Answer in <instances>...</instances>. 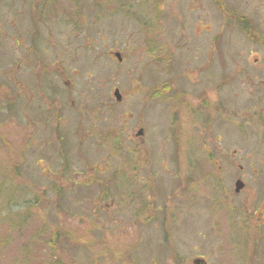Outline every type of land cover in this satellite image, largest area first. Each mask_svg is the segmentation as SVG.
Returning a JSON list of instances; mask_svg holds the SVG:
<instances>
[{"label": "rangeland", "instance_id": "1", "mask_svg": "<svg viewBox=\"0 0 264 264\" xmlns=\"http://www.w3.org/2000/svg\"><path fill=\"white\" fill-rule=\"evenodd\" d=\"M259 2L0 0V264H264Z\"/></svg>", "mask_w": 264, "mask_h": 264}, {"label": "flooded vegetation", "instance_id": "2", "mask_svg": "<svg viewBox=\"0 0 264 264\" xmlns=\"http://www.w3.org/2000/svg\"><path fill=\"white\" fill-rule=\"evenodd\" d=\"M264 3L263 2H259L258 3V7H260V6H262ZM264 6V5H263ZM192 10H190V11H195V10H199V9H197V7H195V8H191ZM188 12H189V10H188ZM242 18H244V16L243 15H238V18H237V23L239 22V24H243V25H245V23L247 22V24L245 25V26H243L242 25V27L244 28V29H247V31H245L244 33H246V36L248 37V39H252L253 41H256L257 43H259L261 46H263L264 47V33L262 34V35H260V36H258L254 31H253V29H252V25H253V23L250 21V19L249 20H244V21H246V22H241L242 21ZM199 19H200V17H199ZM202 20V19H201ZM200 20V22H199V24H201V25H197V27L196 28H200V34H202V35H204V36H207V34H208V30H206V26H207V24H206V17H204L203 18V20L201 21ZM248 26V27H247ZM206 44H207V42H205V43H200V45H203V48H205L206 47ZM116 57H117V55H115ZM117 59L119 60V58L117 57ZM257 62V61H256ZM205 68L207 69L208 67H207V64L205 63ZM246 70V68H244V66H242V67H240V69L238 70L239 72L241 71V72H243V71H245ZM255 72H257L256 73V75H258V79L260 80V78H261V76L263 75V77H264V67H257L256 68V70H254ZM44 75H47V77H46V80H47V83H46V81H43L44 82V84L45 85H48L49 83H48V78H49V74L48 73H43ZM207 79H208V77H207ZM248 79H250V76H248ZM257 86H260L261 87V89L263 90L264 89V80H263V82L262 83H258L257 84ZM224 88L226 89V91L224 92V95H225V97L227 96V87L226 86H224ZM259 89V88H258ZM204 90H206V94H209L210 93V91L212 90V89H209V88H206V89H204ZM253 90V89H252ZM252 90H250L251 92H252ZM203 100H202V105L205 107V104H206V102H207V105H208V108L210 109L211 108V102H210V96L209 97H207V100L206 99H204V98H202ZM263 99H264V96H263ZM216 101L215 100H213V103H215ZM221 103V101L219 102V104ZM218 104V106L220 107V105ZM80 111H82V113H83V105L81 106V109H80ZM211 111V110H210ZM213 111V110H212ZM264 110H260V113L258 114V115H262V116H260L259 118H260V121L258 120V119H256V118H253V120L249 123V124H247V129H252V124L254 123V122H261L262 123V128H264ZM253 116H255V115H253ZM253 116H251V117H253ZM205 117V116H204ZM204 117H203V119H204ZM205 119H206V117H205ZM255 119H256V121H255ZM207 122H210V120L209 119H207ZM136 136L137 137H139V138H142L143 136H144V134H143V130L142 129H139L138 130V132L136 133ZM83 137L84 138H86V136H85V132H84V134H83ZM252 137L253 138H255V135L253 136L252 135ZM116 141H119L118 140V136H116ZM121 142V141H120ZM142 144V143H141ZM264 149V148H263ZM264 153V152H263ZM237 180H239L241 183H242V181L240 180V179H236L235 181H237ZM77 183H72V187H74V185H76ZM89 184H90V182H89ZM84 187V186H83ZM244 189H245V184L244 183H242V188L239 190V191H235V185H234V190H233V193L234 194H239V193H241L242 191H244ZM256 189H257V191H258V193H260L261 195H252V196H249L248 198H247V202L248 203H250V204H252V206H251V211L249 212V215H247V217H246V219L243 217V215L240 213L239 215H241V226L243 227V228H245L244 226H243V224L246 226V227H249L250 229H253L254 231H257V233H258V236L256 235V233H255V235L258 237V242H255L256 244H255V246H258V245H261V246H263L264 247V181H263V184L262 185H260V183L256 186ZM245 219V220H244ZM248 222H250L251 223V226L248 224ZM252 227V228H251ZM204 261V260H203ZM205 262V261H204ZM206 263V262H205Z\"/></svg>", "mask_w": 264, "mask_h": 264}, {"label": "water", "instance_id": "3", "mask_svg": "<svg viewBox=\"0 0 264 264\" xmlns=\"http://www.w3.org/2000/svg\"><path fill=\"white\" fill-rule=\"evenodd\" d=\"M114 96H115V99L116 101H119L120 100V95H119V92H117V90L114 91ZM242 188V183L237 180L235 181V191H239L240 189ZM192 264H205V262L201 259H195Z\"/></svg>", "mask_w": 264, "mask_h": 264}, {"label": "trees", "instance_id": "4", "mask_svg": "<svg viewBox=\"0 0 264 264\" xmlns=\"http://www.w3.org/2000/svg\"><path fill=\"white\" fill-rule=\"evenodd\" d=\"M44 5H45V2H42V3H41V6H44ZM43 16H44V15L41 13V14H40V18L43 17ZM40 18H39V16H38V20H39V21H40ZM41 21L43 22V18L41 19Z\"/></svg>", "mask_w": 264, "mask_h": 264}]
</instances>
